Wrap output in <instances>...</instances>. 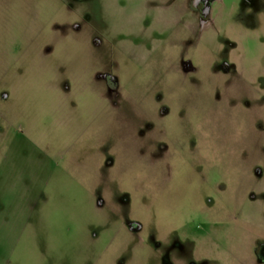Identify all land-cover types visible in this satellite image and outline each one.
Here are the masks:
<instances>
[{
  "label": "rangeland",
  "instance_id": "obj_1",
  "mask_svg": "<svg viewBox=\"0 0 264 264\" xmlns=\"http://www.w3.org/2000/svg\"><path fill=\"white\" fill-rule=\"evenodd\" d=\"M0 0V264H264V0Z\"/></svg>",
  "mask_w": 264,
  "mask_h": 264
},
{
  "label": "flooded vegetation",
  "instance_id": "obj_2",
  "mask_svg": "<svg viewBox=\"0 0 264 264\" xmlns=\"http://www.w3.org/2000/svg\"><path fill=\"white\" fill-rule=\"evenodd\" d=\"M210 0H195L202 12H204V17L202 18V25L206 24L208 21L205 19L208 12V3Z\"/></svg>",
  "mask_w": 264,
  "mask_h": 264
}]
</instances>
